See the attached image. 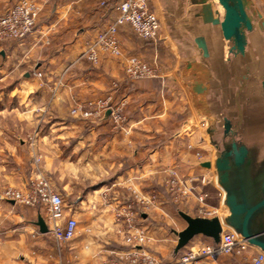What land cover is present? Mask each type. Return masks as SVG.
Instances as JSON below:
<instances>
[{
  "label": "crops",
  "instance_id": "0c3cea01",
  "mask_svg": "<svg viewBox=\"0 0 264 264\" xmlns=\"http://www.w3.org/2000/svg\"><path fill=\"white\" fill-rule=\"evenodd\" d=\"M18 1L0 0V16ZM35 1L41 13L34 32L24 40L0 43V86L5 91L0 95V264H103L106 255L98 253L100 248L123 246L109 197L127 194L131 187L155 189L164 199L144 222L151 240L147 247L154 241L171 242L167 232L176 236L175 231L187 226L179 214L174 216L175 209L166 200L165 171L172 166L179 167L192 187V199L178 204L185 206L186 213L223 214V193L201 166L213 155L203 128L195 124L179 131L190 100L185 89L171 87L167 81L176 75L179 57L166 27L156 42L141 40L129 26L121 27L126 55L170 67L164 78L129 84L124 60L103 56L100 64L93 65L83 57L87 43L112 17L100 0ZM148 1L163 19V0ZM10 63L14 72L23 70L12 87L4 81ZM35 72L42 73L43 79L36 78ZM110 92L127 103L123 130H113L109 117L89 122L71 115L78 103ZM35 131L43 170L63 198L73 200L72 205L65 204V217H75L81 231L69 242H58L50 231L41 233L37 220L32 222L25 214L11 213L10 208L19 204L2 196L7 186L26 188L32 180L34 161L28 164L25 138ZM52 177L60 182L55 184ZM28 209L38 219L40 211ZM6 226L8 239L3 235ZM32 227L38 230L31 238ZM201 240L199 245L212 242L204 236ZM161 255L165 262L167 253ZM223 261L233 262L230 257ZM198 264L210 261L202 259Z\"/></svg>",
  "mask_w": 264,
  "mask_h": 264
},
{
  "label": "water",
  "instance_id": "95a60500",
  "mask_svg": "<svg viewBox=\"0 0 264 264\" xmlns=\"http://www.w3.org/2000/svg\"><path fill=\"white\" fill-rule=\"evenodd\" d=\"M162 12L179 57L176 75L167 81L190 100L179 131L203 125L214 151L201 166L214 170L225 210L213 217L180 211L187 226L174 232L173 256L198 236L219 243L224 228L264 254V4L163 0ZM35 224L49 232L42 215Z\"/></svg>",
  "mask_w": 264,
  "mask_h": 264
},
{
  "label": "built area",
  "instance_id": "2783aa9c",
  "mask_svg": "<svg viewBox=\"0 0 264 264\" xmlns=\"http://www.w3.org/2000/svg\"><path fill=\"white\" fill-rule=\"evenodd\" d=\"M112 13L106 28L87 43L83 57L93 65L101 63L103 56L125 61V80L138 83L143 80L164 78L170 71L166 63L149 62L137 55H126L120 29L129 26L141 40L156 42L165 28L164 20L152 8L148 0H100ZM41 8L35 0H19L7 13L0 16V43L24 40L30 36L39 20ZM39 80L40 72L34 73ZM43 86V82L41 83ZM118 84L115 89H118ZM56 93V92H55ZM126 101L115 92L102 98L78 103L71 115L89 122H102L110 111L109 119L113 130H123L127 121ZM38 112V111H37ZM38 131L32 133L27 146L33 153L35 177L26 188L8 187L2 196L7 201L33 207L40 211L49 231L58 242H69L81 231L75 217H65V201L50 179L41 171L42 155L38 153ZM201 158V154H199ZM168 195L176 204L187 203L193 197L192 187L178 166L166 169ZM129 193L109 197L108 207L113 213L114 225L123 239L122 247H102L98 253L106 255L103 264H160L148 249L149 232L144 226L151 211L162 203V196L155 189L142 190L131 187ZM201 202L202 198L199 199ZM146 214V218L142 216ZM210 214H208L209 217ZM205 217V216H204ZM84 231L89 232V229ZM230 257L233 262L223 261ZM208 259L210 264H262L264 254L248 245L230 229L224 228L219 243L198 244L185 252L174 264H198Z\"/></svg>",
  "mask_w": 264,
  "mask_h": 264
},
{
  "label": "rangeland",
  "instance_id": "374dc122",
  "mask_svg": "<svg viewBox=\"0 0 264 264\" xmlns=\"http://www.w3.org/2000/svg\"><path fill=\"white\" fill-rule=\"evenodd\" d=\"M262 1H264V0H262ZM173 43V42H172ZM173 46L175 47V45H174V43H173ZM176 49V48H175ZM17 68V67H16ZM14 70V67L12 66V63H10V68H9V70L7 71V73H6V77H5V80L4 81H6V85H8V86H10V87H12L13 86V81H15V80H19L20 78H21V75H22V72H23V70L22 69H20L19 68V70L18 71H13ZM10 71L12 72V73H10ZM0 79H1V77H0ZM21 80V79H20ZM2 80H0V82H1ZM7 86V87H8ZM3 92H5L4 91V89H1V86H0V95L3 93ZM197 125H199V127H202L203 128V125L202 124H199V123H197ZM32 136V133H30V135H28L25 139L27 140L26 141V147H27V151H25V153L26 154H28V164L31 166V160H33L34 161V158H33V153H32V151H30L29 150V148H28V146H27V143H28V141H29V139H30V137ZM40 139V138H39ZM209 143V142H208ZM136 146V145H135ZM38 147H39V145H38ZM38 149H40V148H38ZM211 149H212V151H214V148L211 146ZM209 158V160H212V158H213V155L212 156H210V157H208ZM42 163V162H41ZM35 167V165H34V163H33V173H32V178L31 179H33L34 177H35V175H36V168H34ZM40 167H41V171L46 175V172H45V170H43V168H42V165H40ZM55 170V169H54ZM209 170V172L208 173H211V177L213 178V180H214V182H215V173H214V170L213 169H208ZM50 173V172H49ZM55 173V172H54ZM50 175H51V173H50ZM49 179H50V177L51 176H48V175H46ZM53 178V180H54V182H55V184H58V182H60V180H59V178L56 180L54 177H52ZM51 180V179H50ZM215 185H216V183H215ZM8 187H12V186H7L6 188H8ZM5 188V189H6ZM17 188V187H16ZM164 200V199H163ZM163 200H162V202H163ZM167 202H169L170 203V205L171 206H173L174 208L173 209H175L174 211V216L175 217H179V215L177 216V214H179V212L180 211H184L185 210V206H181V205H178V204H176L174 201H173V199L170 197V195H168V197H167ZM64 201H65V204H66V206H70V205H72L73 204V200H70V199H64ZM188 203V202H187ZM7 206H9V207H11L10 205H7ZM11 209V213H13V214H15V215H17V214H19V213H22V214H25V215H27L28 216V218H30L29 220H32V222H34V221H36L37 219H36V214H35V212L33 211V210H29L28 209V207H26V206H23V205H17V207H15V208H10ZM222 211H224L225 212V210L223 209V207H222ZM185 212V211H184ZM34 224V223H33ZM162 224V223H161ZM168 227H171V226H166L165 228L167 229ZM33 228V230L32 229H30V231H31V238H32V235H35L36 233H37V228L36 227H32ZM4 230H5V232L3 233V235L5 236V239H8L10 236H7L10 232H8L7 231V229H8V227L6 226V228H3ZM168 230V229H167ZM33 233V234H32ZM167 235L168 236H170L173 240H171V242H164V243H160V242H156V241H154V242H152L153 244H151V246H150V248H148L150 251H151V253H153L156 257H158V259H159V262H160V264H174L185 252H187L188 250H190L191 248H193V247H195V246H198V244H199V242H201L202 240V238H203V236H198V237H196L192 242H190L189 243V245L187 246V247H185L181 252H180V254L178 255V257H173V250H174V248H175V246H176V244H177V240H178V237L177 236H175L174 234H172V233H170L169 231L167 232ZM50 237V236H49ZM52 237V236H51ZM151 241V240H150ZM151 243V242H150ZM166 243V244H165ZM169 245V246H168ZM166 252L167 253V262L165 261H163V258H162V255H161V252Z\"/></svg>",
  "mask_w": 264,
  "mask_h": 264
},
{
  "label": "trees",
  "instance_id": "16d2710c",
  "mask_svg": "<svg viewBox=\"0 0 264 264\" xmlns=\"http://www.w3.org/2000/svg\"><path fill=\"white\" fill-rule=\"evenodd\" d=\"M141 82V81H140ZM139 83V82H138ZM129 84H135V83H129ZM214 243V242H213Z\"/></svg>",
  "mask_w": 264,
  "mask_h": 264
}]
</instances>
